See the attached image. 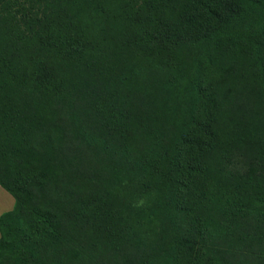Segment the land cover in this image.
<instances>
[{"label": "trees", "instance_id": "16d2710c", "mask_svg": "<svg viewBox=\"0 0 264 264\" xmlns=\"http://www.w3.org/2000/svg\"><path fill=\"white\" fill-rule=\"evenodd\" d=\"M0 264H264V0H0Z\"/></svg>", "mask_w": 264, "mask_h": 264}, {"label": "crops", "instance_id": "0c3cea01", "mask_svg": "<svg viewBox=\"0 0 264 264\" xmlns=\"http://www.w3.org/2000/svg\"><path fill=\"white\" fill-rule=\"evenodd\" d=\"M13 198L0 187V215L10 211L13 207Z\"/></svg>", "mask_w": 264, "mask_h": 264}]
</instances>
